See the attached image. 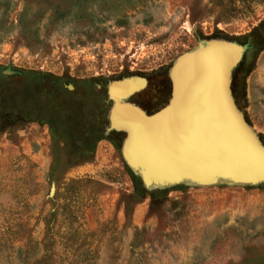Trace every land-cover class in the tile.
Masks as SVG:
<instances>
[{
	"label": "rangeland",
	"instance_id": "1",
	"mask_svg": "<svg viewBox=\"0 0 264 264\" xmlns=\"http://www.w3.org/2000/svg\"><path fill=\"white\" fill-rule=\"evenodd\" d=\"M209 47L264 157V0H0V264H264V172L150 180L128 155L124 117Z\"/></svg>",
	"mask_w": 264,
	"mask_h": 264
},
{
	"label": "water",
	"instance_id": "2",
	"mask_svg": "<svg viewBox=\"0 0 264 264\" xmlns=\"http://www.w3.org/2000/svg\"><path fill=\"white\" fill-rule=\"evenodd\" d=\"M229 51L209 47L183 62L172 105L140 119L129 135L128 155L150 180L252 179L264 157L252 146L225 95L222 66Z\"/></svg>",
	"mask_w": 264,
	"mask_h": 264
},
{
	"label": "bare ground",
	"instance_id": "3",
	"mask_svg": "<svg viewBox=\"0 0 264 264\" xmlns=\"http://www.w3.org/2000/svg\"><path fill=\"white\" fill-rule=\"evenodd\" d=\"M187 59H188V58H187ZM187 59H185L184 61H186ZM184 61H183V62H184ZM183 62L179 65L178 69H179L180 66L183 64ZM178 69H177V70H178ZM177 72H178V71H177ZM133 127H134L133 130H135V123H133ZM133 132H134V131H133Z\"/></svg>",
	"mask_w": 264,
	"mask_h": 264
}]
</instances>
